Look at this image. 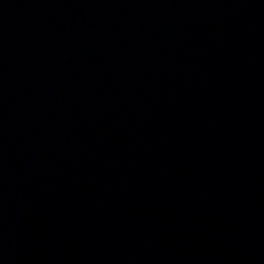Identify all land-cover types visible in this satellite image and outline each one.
Here are the masks:
<instances>
[{"label":"water","instance_id":"obj_1","mask_svg":"<svg viewBox=\"0 0 264 264\" xmlns=\"http://www.w3.org/2000/svg\"><path fill=\"white\" fill-rule=\"evenodd\" d=\"M0 264H264V0H0Z\"/></svg>","mask_w":264,"mask_h":264}]
</instances>
